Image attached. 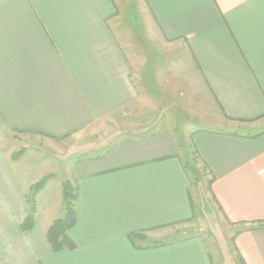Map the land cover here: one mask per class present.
<instances>
[{
  "label": "crops",
  "instance_id": "obj_1",
  "mask_svg": "<svg viewBox=\"0 0 264 264\" xmlns=\"http://www.w3.org/2000/svg\"><path fill=\"white\" fill-rule=\"evenodd\" d=\"M126 29L146 58L138 82L121 49ZM167 43L193 62L216 118L193 129L165 120L93 156L90 142L67 171L49 170L39 148L139 102L135 83L158 100L154 51ZM15 134L36 143L17 158ZM183 149L200 165L189 168ZM50 173L34 225L21 232L24 196ZM64 179L77 192L74 249L54 252L46 232L63 214ZM200 185L202 208L191 194ZM209 211L230 238L239 222H264V0H0V264H215L199 236L148 242ZM137 231L147 240L128 239ZM230 246L232 264L239 255L264 264V228L235 234Z\"/></svg>",
  "mask_w": 264,
  "mask_h": 264
},
{
  "label": "rangeland",
  "instance_id": "obj_2",
  "mask_svg": "<svg viewBox=\"0 0 264 264\" xmlns=\"http://www.w3.org/2000/svg\"><path fill=\"white\" fill-rule=\"evenodd\" d=\"M132 21L136 22L135 20ZM123 23H125V21L119 22L121 26H125ZM126 24L129 26L130 21ZM119 30L121 32L122 28ZM118 34L119 33H117V35ZM124 34L128 36L124 35L127 39H125L126 43L122 40L121 49L127 55L129 64L133 65L131 67L133 81L138 82L141 74V66L146 64V58L144 54L134 50L132 30L126 29ZM163 46L162 50L156 49L157 52L154 51L157 56L156 63H158L155 69L160 70V75L157 78L160 82L157 83L158 85L156 84V86L153 85V87L157 89L156 92L158 93L156 95L158 100L153 99L151 96L149 97L148 92L142 84L135 83L138 86L137 89L140 94L138 101H140L135 102L133 106L125 109L121 114H111L104 120L95 123L88 131L77 132L70 138H63L56 141L55 144L50 143V145L46 147L39 146L42 152H48L47 159L49 160L47 162L50 166H46L49 170H54L57 173L67 171L69 168L67 162L76 157V153L80 152L78 149H82L83 146L86 147L90 142H95L97 147L95 151L91 150L89 153L90 156H93L103 152L111 144L121 139L144 132L158 130L165 120L172 124L176 123L177 127L193 124L191 126L193 129L199 128L204 124L195 122L196 120L208 122L216 118L213 101L204 90L200 89V85L197 83V71L195 70L193 62L189 60L186 54L180 52L181 49L178 46L168 43L165 45L163 44ZM153 57V54L150 56L148 55L150 63L153 61ZM165 106H168L166 110H169L170 114H167L165 109H163ZM197 124H199V126ZM177 133L179 134V132ZM15 135L19 136V134ZM17 136L14 137V147L12 146L11 150L15 151L13 154H17L18 152L19 157L24 151L31 149L29 146L34 147L36 143H34V140H31V138L24 137V135H20V139ZM79 143L80 146H77V148L76 145ZM181 154L186 159L189 168L192 166L194 167V165H200L197 163L192 150L190 154V152H186L183 149L181 150ZM36 156L38 157L40 154ZM192 171H195V169H192ZM51 174L52 173L43 177V179L47 178L48 180L52 176ZM196 174L195 171V173H193V180H195L194 176H196ZM205 174L206 173L203 175ZM191 191L194 202L201 207L203 203L202 198L204 197L203 185H200L199 188L191 186ZM29 194L30 191L25 194L24 199H26L25 197ZM27 208L28 203L25 200V215L27 213ZM195 213L196 215L190 221L181 224L175 229V232L171 233V235L164 240H171L170 237L174 236L178 238L189 235L199 236L204 240L215 264H232L231 255H233V252L229 242L232 232L231 226L223 219H219L215 216L213 211H209L208 216L206 212L204 217L201 214L202 210L201 213Z\"/></svg>",
  "mask_w": 264,
  "mask_h": 264
},
{
  "label": "trees",
  "instance_id": "obj_3",
  "mask_svg": "<svg viewBox=\"0 0 264 264\" xmlns=\"http://www.w3.org/2000/svg\"><path fill=\"white\" fill-rule=\"evenodd\" d=\"M12 157L17 158L18 152L17 154L16 153L13 154ZM192 173H195V171H192ZM46 181L47 178L37 181L35 184H33L32 187L30 188V194L25 197L26 198L25 200L28 203V208L24 219L18 226L21 232L30 230L34 225V216L36 212L35 197L37 193L45 186ZM76 199H77V192L75 187L72 185L70 180L64 179L62 182L63 214L61 217L55 219L51 223V225L49 226L46 232V239L51 247V250L54 252L65 249L67 250L74 249V243L70 239L68 235V231L75 226L77 221L76 209H75ZM237 224H238V228H236L233 231V236L230 238V243L232 246H234L235 234L242 232L244 230L264 228V222L261 221L251 222V223L239 222ZM127 237L129 240H131L134 243L136 241L147 240L146 235H144L140 231L128 233ZM170 239L177 240L178 237L174 236ZM169 241L170 240L162 239V240H149L148 242H149V246L157 247V246L166 245L167 242ZM236 264H245L243 258L240 255L236 256Z\"/></svg>",
  "mask_w": 264,
  "mask_h": 264
}]
</instances>
